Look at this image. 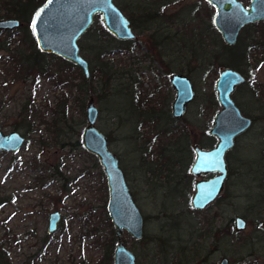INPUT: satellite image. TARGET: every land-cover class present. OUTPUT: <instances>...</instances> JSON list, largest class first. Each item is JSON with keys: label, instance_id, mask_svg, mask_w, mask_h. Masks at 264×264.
I'll list each match as a JSON object with an SVG mask.
<instances>
[{"label": "rangeland", "instance_id": "rangeland-1", "mask_svg": "<svg viewBox=\"0 0 264 264\" xmlns=\"http://www.w3.org/2000/svg\"><path fill=\"white\" fill-rule=\"evenodd\" d=\"M16 1L23 0H0V19L16 18L7 16ZM36 1L38 5L43 2ZM112 1L118 7L123 3ZM239 1L246 5L249 0ZM195 3L202 11L193 23L203 31L200 20L205 13L210 17L214 13L205 0H175L165 14ZM122 13L128 16L125 10ZM18 20L21 27L23 21ZM18 27L0 31V40L8 41V49H0V128L24 138L15 152L0 151V264H103L109 246L112 260L115 238L105 208V176L97 159L80 143L88 96L97 108L95 127L107 136V146L117 156L143 218L141 240H133L125 231L121 236L135 264H176L185 258L189 259L182 264H218L221 257L227 258V264H264V204L251 208L264 184V36L260 23L240 31L232 49L236 69L245 81L231 96L252 124L226 152L223 188L201 210L191 207L190 198L193 181L203 175H191L188 165L192 146L208 149L216 142L207 130L219 109L213 83L225 66L218 67L213 60L207 69L180 42L159 51L160 64L146 46L147 32L131 26L134 40H116L95 14L77 40L79 54L88 64V78L77 66L38 49L48 71L24 74L17 72L12 59L14 46L19 43L25 52L33 46L23 40L26 29ZM181 31L172 33L176 40L181 39ZM210 32L222 41L215 28ZM253 38L261 46L251 49ZM103 52L107 53L99 61ZM241 52L247 56L241 57ZM172 73L189 76L194 89V97L178 119L170 116ZM152 107L159 120L149 122L145 115ZM166 123L181 132L162 134ZM156 124L161 127L159 135L153 133ZM52 211L60 217L56 230L47 233V215ZM236 216L245 220L239 231L233 228ZM243 242L246 247H241Z\"/></svg>", "mask_w": 264, "mask_h": 264}, {"label": "water", "instance_id": "water-1", "mask_svg": "<svg viewBox=\"0 0 264 264\" xmlns=\"http://www.w3.org/2000/svg\"><path fill=\"white\" fill-rule=\"evenodd\" d=\"M205 1L214 8L211 23L225 44L232 45L239 29L245 24L264 21V0H249L246 6L239 0ZM95 14H99L103 27L116 40L128 41L136 38L129 20L112 0H44L35 10L30 22L37 49L70 62L88 78V64L79 54L77 40L89 27ZM20 24L17 18H2L0 31L11 30ZM243 81L244 77L229 67L220 69L214 80L213 89L220 109L213 115L208 133L216 142L208 149L194 146V156L189 166V173L196 177L211 175L193 181L190 198L193 209L205 208L219 195L227 176L225 154L232 148L234 138L251 124L250 118L241 115L230 97L234 88ZM169 83L175 92L170 103L171 115L175 118L182 117L186 105L194 96L192 82L185 74L173 73ZM96 116L97 108L92 96H88L80 143L97 159L105 176V208L115 238L111 263L135 264L134 254L125 246L121 236L125 231L133 240H139L142 236L143 218L118 165L117 156L107 146V136L95 127ZM23 141V136L18 132L11 130L4 133L0 128V151L15 152ZM59 217L58 211L47 215V233L56 230ZM232 222L236 231L245 227V220L240 216L234 217ZM227 263L226 257H221L218 262Z\"/></svg>", "mask_w": 264, "mask_h": 264}, {"label": "trees", "instance_id": "trees-1", "mask_svg": "<svg viewBox=\"0 0 264 264\" xmlns=\"http://www.w3.org/2000/svg\"><path fill=\"white\" fill-rule=\"evenodd\" d=\"M44 1V0H43ZM123 3L120 4L119 9L125 10L127 13V19L129 20L131 26L138 31H145L148 33L147 35V42L146 46L147 48L152 49V58L160 64L161 56L159 55V51L163 49L166 45H174L175 42L179 44L180 42L182 44L183 49L187 48L191 54V57L196 63H200V65H207V69L212 65V61L217 63L219 66H225V67H232L237 68V60L234 52L232 51L233 48H235L236 43L233 45H226L225 43H222L221 40H215L216 34L210 32V30H213V26L211 23V17L209 12L205 13V16L202 18V21L200 20V24L203 26L204 30L201 29V26L197 27L193 22L197 20V14L201 13L202 6L198 3L192 4V5H184L183 7L175 10L172 13L165 14V9L170 6V4L174 3L175 0H122ZM38 2L36 0H23V1H16L11 3V12L7 13L8 15H12L18 19H22L23 24L21 27H18L20 29H26L24 31L23 40L27 42V40L32 44V48L28 50V52H25V50H22L19 48V43L14 46V53L15 56L14 62L15 66L18 71H23L24 74H27L28 72L35 71L37 74H43L48 71V66L45 63H42L40 61V57L43 56L36 47H34V40L31 36V33L27 31L29 27V20L31 18V15L33 11L38 8ZM208 6V5H206ZM201 10V11H200ZM30 11V12H29ZM34 14V13H33ZM171 14V15H170ZM257 24H248L244 28H247L248 26H256ZM264 26V25H263ZM177 27V28H176ZM176 29H179L181 31L179 40H176L175 33ZM262 33L261 38L264 36V28L261 31ZM179 33V32H178ZM182 37L185 39V41L182 42ZM257 39V38H254ZM258 41V40H256ZM256 41L251 40V43H257ZM221 42V44H219ZM237 42V41H236ZM8 41L6 39L0 40V49H8L7 44ZM128 43V42H125ZM251 44V45H252ZM222 49L221 51L219 50ZM253 47V46H251ZM213 49H216V51L213 52ZM218 50V51H217ZM185 51H187L185 49ZM107 53L103 52L102 54L98 55L99 61L101 60L102 56ZM214 55V56H213ZM238 55V54H237ZM52 58H55L53 55H49ZM246 52H241V57L245 58ZM66 65H71L68 62H63ZM74 66V65H73ZM76 67V66H74ZM101 69H99L100 72ZM169 71V70H167ZM170 72V71H169ZM168 72V73H169ZM101 74L105 75L106 72H102ZM107 75H109L107 73ZM81 79L83 80L84 77L81 75ZM209 100L207 103L209 105L213 104L212 99V93L209 92ZM165 119H168L166 117ZM168 122V121H166ZM168 126L166 128V131L162 134H168L173 132H180L178 127L176 125L173 126V123H166L164 127ZM183 132V131H182ZM160 134V132H159ZM184 134V133H183ZM179 149H176L178 151ZM182 151V150H181ZM174 154V153H173ZM260 195L258 197V200L255 204L251 205V208H261L264 204V184H262L259 187ZM260 198V199H259ZM262 203V204H261ZM241 247H246V242H243ZM191 258L194 257V254H190ZM189 255V256H190ZM189 258L183 259L186 260ZM103 264H110L111 263V251L110 246L105 249ZM183 261L181 260L177 261L176 264H182ZM0 263H2V256L0 255Z\"/></svg>", "mask_w": 264, "mask_h": 264}, {"label": "flooded vegetation", "instance_id": "flooded-vegetation-1", "mask_svg": "<svg viewBox=\"0 0 264 264\" xmlns=\"http://www.w3.org/2000/svg\"><path fill=\"white\" fill-rule=\"evenodd\" d=\"M248 3V2H247ZM244 5V4H243ZM247 5V4H246ZM246 5H244V6H246ZM118 7V6H117ZM119 8V7H118ZM254 23H256L257 25L260 23L261 25H262V29L264 28V21H262V20H260V21H255V22H251V23H247V24H245L244 26H242L240 29H239V31H238V34H239V32L240 31H242L243 29H244V27L246 26V25H248V24H254ZM249 27H251V26H248L247 28H249ZM254 28V27H253ZM257 33V32H256ZM262 32H260V34H261ZM238 34H237V36H236V40H235V42L233 43V44H235L236 43V41H237V37H238ZM259 34V33H258ZM256 40H258V39H254L253 38V41H256ZM223 41V40H222ZM259 41L260 40H258V41H256L257 43H254V44H252L251 46H253V47H251V49L253 48H257V47H259V46H261V44H259ZM232 44V45H233ZM226 45H228V44H226ZM156 62H158V61H156ZM158 63H160V62H158ZM229 68H231V69H234V70H236L237 72H239L240 73V71H238L236 68H232V67H229ZM173 74V73H172ZM171 74V75H172ZM183 74V73H182ZM243 77H244V81H245V76L242 74V73H240ZM170 75V76H171ZM186 75V74H185ZM170 76H169V78H170ZM189 77V76H188ZM244 81L242 82V83H244ZM241 83V84H242ZM241 84H239V85H241ZM239 85H237L235 88H234V90L239 86ZM234 90L231 92V94H230V97H231V99H232V93L234 92ZM215 92V91H214ZM174 94H175V92H174ZM215 96H216V94H215ZM194 97V96H193ZM217 100V99H216ZM233 100V99H232ZM138 103H137V106H136V109L138 110V112H139V98H138ZM233 102H234V104H235V106H236V103H235V101L233 100ZM217 103H218V101H217ZM219 104V103H218ZM237 107V106H236ZM219 109H220V105H219ZM218 109V110H219ZM217 110V111H218ZM239 110V109H238ZM217 111H215V112H217ZM240 112V111H239ZM139 114V113H138ZM215 114V113H214ZM213 114V115H214ZM143 115V114H142ZM241 115H243V114H241ZM170 116L172 117V115H171V112H170ZM244 116V115H243ZM145 117H146V120L147 121H151V122H154L155 120H159L158 119V112L156 111V109H154L153 107L151 108V109H148L147 110V114L145 115ZM183 117V116H182ZM182 117H177V119L178 118H182ZM213 117V116H212ZM245 117H247V116H245ZM172 118H174V119H176L175 117H172ZM248 118H250V117H248ZM250 120H251V124H252V119L250 118ZM211 121H212V119H211ZM139 124V123H138ZM251 124H250V126L244 131V132H242V133H240L239 135H237L235 138H234V140H233V146H232V148L231 149H233V147L235 146V140L237 139V137H239L240 135H242L243 133H245L250 127H251ZM156 129L155 130H153V133L155 134V135H159V131H160V126L158 125V124H156L155 126H154ZM210 127H211V125H210ZM210 127L208 128V130L210 129ZM180 130V129H179ZM208 130H207V134L209 135V133H208ZM155 131V132H154ZM180 132H181V130H180ZM209 137L210 138H212L213 136H211V135H209ZM214 138V137H213ZM215 144V143H214ZM194 146H198L197 144H195ZM194 146H192V150H193V147ZM199 147V146H198ZM212 147V146H211ZM231 149H229V150H231ZM228 150V151H229ZM193 156H194V152H193ZM192 160H193V158H192ZM192 160H191V162H192ZM191 162H190V164H191ZM190 164L188 165V172H189V166H190ZM191 174V173H190ZM192 175V174H191ZM209 175H211V174H206V175H203V177L205 176V177H208ZM194 176V175H193ZM196 177V176H195ZM142 236H143V230H142ZM142 236H141V238L139 239V240H141L142 239Z\"/></svg>", "mask_w": 264, "mask_h": 264}, {"label": "snow or ice", "instance_id": "snow-or-ice-1", "mask_svg": "<svg viewBox=\"0 0 264 264\" xmlns=\"http://www.w3.org/2000/svg\"><path fill=\"white\" fill-rule=\"evenodd\" d=\"M242 226V225H241Z\"/></svg>", "mask_w": 264, "mask_h": 264}]
</instances>
